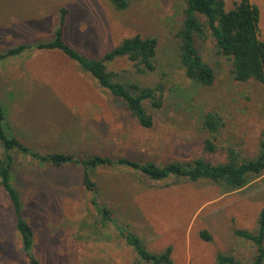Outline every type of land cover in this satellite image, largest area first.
Here are the masks:
<instances>
[{
	"label": "rangeland",
	"instance_id": "1",
	"mask_svg": "<svg viewBox=\"0 0 264 264\" xmlns=\"http://www.w3.org/2000/svg\"><path fill=\"white\" fill-rule=\"evenodd\" d=\"M240 0H225L231 9ZM259 35L264 39V0ZM68 9L66 40L88 56L101 58L125 38L156 37L158 68L140 73L119 57L108 69L126 83H165L164 104L147 109L154 125H140L125 105L60 51L28 48L0 61V94L16 135L42 152L73 151L128 157L166 164L204 158L224 162L230 148L255 158L264 140V84L240 81L231 59L215 51L210 39L198 47L216 71L212 86H200L185 75L178 57L176 32L184 18V0H143L117 10L110 0H0V52L54 36L60 9ZM219 111L225 126L217 151L205 150V114ZM0 145V157L2 156ZM16 185L35 230L33 257L22 249L13 205L0 184V264H135L133 247L112 228L95 222L92 194L77 165H40L17 155ZM103 201L121 223L154 252L173 248L172 264H213L219 253L248 262L255 244L235 229L256 231L264 207V173L243 188L227 191L208 180H153L120 167L94 170ZM202 231L212 239L206 240Z\"/></svg>",
	"mask_w": 264,
	"mask_h": 264
},
{
	"label": "trees",
	"instance_id": "2",
	"mask_svg": "<svg viewBox=\"0 0 264 264\" xmlns=\"http://www.w3.org/2000/svg\"><path fill=\"white\" fill-rule=\"evenodd\" d=\"M143 0H110L117 10H126L134 3ZM184 18L175 36L178 42V57L185 75L200 86H212L216 81L214 67L201 53L198 42L210 39L218 54L231 59V73L240 81L255 80L264 84V39L259 35L261 18L260 7L251 0H240L231 9L226 8L225 0H184ZM68 9H60V22L54 36L47 40L22 43L0 52V61L21 55L31 47L55 50L64 53L76 62L79 68L90 74L98 84L113 97L121 101L130 114L141 126L151 128L154 116L146 107L149 103L154 108L164 104L165 83L156 86H144L138 82L126 83L119 73L108 69V62L119 57H126L133 62L140 73L154 72L158 68V46L156 37H144L136 34L125 38L120 44L111 48L101 58L84 54L66 40ZM225 126L224 117L219 111H208L203 119L202 128L207 137L205 150L217 151V136ZM0 145L3 152L0 157V184L9 197L15 217V228L20 236L23 251L33 257L32 249L36 236L25 213L22 193L16 185L15 167L17 155H23L40 165L62 167L74 164L82 170V182L91 192V204L101 228H112L133 247L138 255L135 264H172L173 248L167 247L160 252L151 251L126 224L120 222L112 209L103 201L100 184L94 179V170L103 167H126L137 171L153 180L170 177L188 181L208 180L222 185L227 191L245 187L254 176L264 173V140L260 142L259 152L255 158L242 157L234 148L229 149L224 162H212L197 158L193 162L172 161L158 164L153 161L140 162L128 157H113L92 153L79 157L76 152L54 150L42 152L23 142L15 133L10 122L8 110L0 94ZM256 231L235 229V234L255 244L256 251L248 262L232 254L219 253L213 264H264V207L258 217ZM201 235L206 240L212 236L208 231Z\"/></svg>",
	"mask_w": 264,
	"mask_h": 264
}]
</instances>
